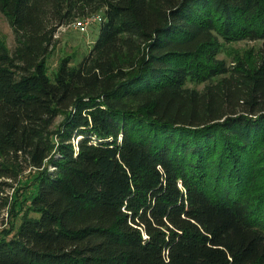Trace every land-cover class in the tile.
<instances>
[{
    "label": "trees",
    "instance_id": "obj_1",
    "mask_svg": "<svg viewBox=\"0 0 264 264\" xmlns=\"http://www.w3.org/2000/svg\"><path fill=\"white\" fill-rule=\"evenodd\" d=\"M0 12L16 43L0 37V214L35 171L0 264H264V0ZM99 15L86 57L51 78L59 28ZM243 41L260 45L219 58Z\"/></svg>",
    "mask_w": 264,
    "mask_h": 264
},
{
    "label": "rangeland",
    "instance_id": "obj_2",
    "mask_svg": "<svg viewBox=\"0 0 264 264\" xmlns=\"http://www.w3.org/2000/svg\"><path fill=\"white\" fill-rule=\"evenodd\" d=\"M99 30L100 26L98 21L89 25L84 30L72 25L59 28L55 35V41L57 42L56 46L52 49L47 58V67L50 77L52 78L57 72V68L63 59H69L71 64L81 62L96 42V39L99 36ZM0 37L4 43H6L8 49L13 51L16 45L13 30L11 29L7 18L1 12ZM259 45V42L246 41L229 44L222 43L219 58L229 64L235 57H243L250 52L253 53ZM190 85L201 88L203 83H190ZM34 174V170H24V172L19 174L18 180L13 185L14 187L7 191L9 205L6 207L5 212L0 214V239L5 238V232L8 230L12 222L19 225L20 216L19 218L17 217L16 220L12 217L11 213H13V211L17 212L21 210L23 207H20V205H26L28 202L25 197L30 196L34 190V185H32Z\"/></svg>",
    "mask_w": 264,
    "mask_h": 264
},
{
    "label": "built area",
    "instance_id": "obj_3",
    "mask_svg": "<svg viewBox=\"0 0 264 264\" xmlns=\"http://www.w3.org/2000/svg\"><path fill=\"white\" fill-rule=\"evenodd\" d=\"M101 22L102 21V17L99 16H91V17H87L83 20H77L75 21L73 24H71L72 26L79 28V29H85L87 28L89 25L93 24L94 22Z\"/></svg>",
    "mask_w": 264,
    "mask_h": 264
}]
</instances>
